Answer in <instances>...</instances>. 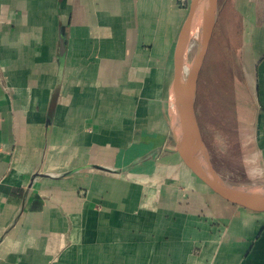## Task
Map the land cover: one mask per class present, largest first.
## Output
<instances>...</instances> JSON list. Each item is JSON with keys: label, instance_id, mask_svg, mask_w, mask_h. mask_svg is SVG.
Returning a JSON list of instances; mask_svg holds the SVG:
<instances>
[{"label": "crops", "instance_id": "obj_1", "mask_svg": "<svg viewBox=\"0 0 264 264\" xmlns=\"http://www.w3.org/2000/svg\"><path fill=\"white\" fill-rule=\"evenodd\" d=\"M189 3L0 0V264H264V212L171 151ZM234 8L257 104L242 172L260 181L264 0Z\"/></svg>", "mask_w": 264, "mask_h": 264}, {"label": "rangeland", "instance_id": "obj_2", "mask_svg": "<svg viewBox=\"0 0 264 264\" xmlns=\"http://www.w3.org/2000/svg\"><path fill=\"white\" fill-rule=\"evenodd\" d=\"M242 28L234 0H219L215 29L198 81L196 113L217 170L234 185L260 190L264 180H248L242 172L241 132L249 120L256 119L257 111L243 70ZM196 47L193 39L188 52L190 64Z\"/></svg>", "mask_w": 264, "mask_h": 264}, {"label": "water", "instance_id": "obj_3", "mask_svg": "<svg viewBox=\"0 0 264 264\" xmlns=\"http://www.w3.org/2000/svg\"><path fill=\"white\" fill-rule=\"evenodd\" d=\"M219 0H190L173 56L171 94L174 113L171 120V143L187 166L212 192L227 202L253 211L264 212V189L241 187L229 182L217 170L202 134L196 113L197 88L218 17ZM195 35L192 37V32ZM196 53L186 68L192 40Z\"/></svg>", "mask_w": 264, "mask_h": 264}, {"label": "bare ground", "instance_id": "obj_4", "mask_svg": "<svg viewBox=\"0 0 264 264\" xmlns=\"http://www.w3.org/2000/svg\"><path fill=\"white\" fill-rule=\"evenodd\" d=\"M191 34H192L193 36H196L195 33H194V31H193ZM193 36H192V37H193ZM189 66H190V62H189V60H187V62H186V68H188Z\"/></svg>", "mask_w": 264, "mask_h": 264}]
</instances>
